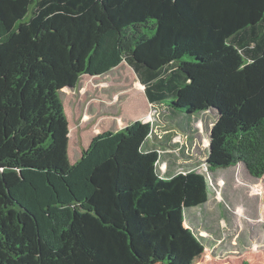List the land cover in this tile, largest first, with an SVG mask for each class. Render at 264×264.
Masks as SVG:
<instances>
[{
    "label": "trees",
    "instance_id": "trees-1",
    "mask_svg": "<svg viewBox=\"0 0 264 264\" xmlns=\"http://www.w3.org/2000/svg\"><path fill=\"white\" fill-rule=\"evenodd\" d=\"M126 63L153 107L212 111L210 169L264 175V0H0V264H193L208 184L161 176L153 122L68 156L60 91Z\"/></svg>",
    "mask_w": 264,
    "mask_h": 264
},
{
    "label": "rangeland",
    "instance_id": "rangeland-1",
    "mask_svg": "<svg viewBox=\"0 0 264 264\" xmlns=\"http://www.w3.org/2000/svg\"><path fill=\"white\" fill-rule=\"evenodd\" d=\"M59 96L69 121L71 163L93 136L141 119L153 122L154 138L147 140L144 149L159 151L161 176L184 171L204 175L207 201L184 210V225L204 245L193 264H264V175H249L241 163L210 169L207 134L216 118L214 112L189 115L151 106L126 63L104 75H84Z\"/></svg>",
    "mask_w": 264,
    "mask_h": 264
},
{
    "label": "crops",
    "instance_id": "crops-1",
    "mask_svg": "<svg viewBox=\"0 0 264 264\" xmlns=\"http://www.w3.org/2000/svg\"><path fill=\"white\" fill-rule=\"evenodd\" d=\"M139 120H141V119H139ZM69 122V121H68ZM120 128H122V127H119V128H116V129H114V130H117V129H120ZM86 148V147H85ZM82 151V150H81ZM80 155H81V152H80ZM75 161H76V159H75Z\"/></svg>",
    "mask_w": 264,
    "mask_h": 264
},
{
    "label": "water",
    "instance_id": "water-1",
    "mask_svg": "<svg viewBox=\"0 0 264 264\" xmlns=\"http://www.w3.org/2000/svg\"><path fill=\"white\" fill-rule=\"evenodd\" d=\"M69 89V87H67Z\"/></svg>",
    "mask_w": 264,
    "mask_h": 264
}]
</instances>
